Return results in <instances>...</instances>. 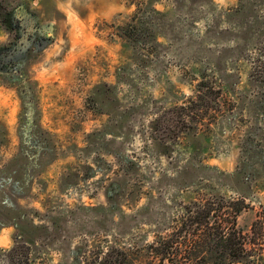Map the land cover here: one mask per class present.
Listing matches in <instances>:
<instances>
[{"label": "rangeland", "instance_id": "obj_1", "mask_svg": "<svg viewBox=\"0 0 264 264\" xmlns=\"http://www.w3.org/2000/svg\"><path fill=\"white\" fill-rule=\"evenodd\" d=\"M205 185L263 212L264 0H0V264H144Z\"/></svg>", "mask_w": 264, "mask_h": 264}, {"label": "trees", "instance_id": "obj_2", "mask_svg": "<svg viewBox=\"0 0 264 264\" xmlns=\"http://www.w3.org/2000/svg\"><path fill=\"white\" fill-rule=\"evenodd\" d=\"M204 97L198 96L201 100ZM205 186L207 193L200 187L189 204L180 205L171 229L165 235L159 233L148 246L149 258L144 264H264V209L246 231L238 221L251 208L246 198L227 199ZM17 249L10 254H16ZM119 253L122 259L117 258L114 264H124L126 255ZM18 261L30 264L21 257Z\"/></svg>", "mask_w": 264, "mask_h": 264}]
</instances>
